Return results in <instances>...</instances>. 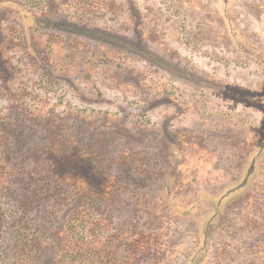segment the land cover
Returning <instances> with one entry per match:
<instances>
[{
    "label": "rangeland",
    "instance_id": "rangeland-1",
    "mask_svg": "<svg viewBox=\"0 0 264 264\" xmlns=\"http://www.w3.org/2000/svg\"><path fill=\"white\" fill-rule=\"evenodd\" d=\"M13 2L128 46L38 33L51 48V80L24 56L19 30L0 22V120L23 107L29 114L111 117L144 133L142 153L163 152L165 172L178 177L163 223L147 221L151 203L139 192L127 200L126 209L138 210L130 219L110 207L74 218L81 244L107 248L110 264H264V150L243 189L218 206L242 183L264 141V0H0V10L14 9ZM17 95L22 106L14 109ZM163 130L182 143L164 149ZM14 199L0 189V264H22L13 236L22 208ZM50 207L28 213L29 230L44 224L30 225L33 215L44 219ZM136 233L155 235L158 260L131 259Z\"/></svg>",
    "mask_w": 264,
    "mask_h": 264
},
{
    "label": "trees",
    "instance_id": "trees-1",
    "mask_svg": "<svg viewBox=\"0 0 264 264\" xmlns=\"http://www.w3.org/2000/svg\"><path fill=\"white\" fill-rule=\"evenodd\" d=\"M10 5L15 8L0 10V22H11L19 30L24 56L46 79L56 80L49 68L52 53L48 43L36 40L38 33H68L123 50L128 46L124 39L100 29L38 16L16 2ZM19 99L18 95L13 98L12 108H21ZM260 101L264 104V97ZM18 111L11 110L9 117L0 120V189L6 197L15 198L22 208V217L13 231L22 264H76L83 255L86 263L95 257L98 264H102L100 261L110 264L107 248L92 252L88 243L81 244L71 221L75 218L77 222L84 213L88 216L101 207H110L116 215L124 214L123 218L130 219L138 210L125 206L130 196L139 192H146L151 203L144 212L147 221L163 223L178 177L165 172L169 163L163 152L149 148V153H142L144 133L130 131L120 120L107 116L64 117L52 111L45 115L29 114L25 107ZM263 142L257 143L242 183L221 196L218 206L228 195L243 189L254 170L256 157L264 150ZM160 143L167 144L164 149L169 150L175 143L182 142L163 130ZM158 191L162 195L155 198L153 194ZM48 205L51 207L44 219L35 214L30 222V225L38 221L47 226L43 224L29 230L24 222L28 213L41 212ZM28 234L30 239H27ZM136 235L141 240L135 241L134 246L130 244L135 248L130 253L131 259L147 263L158 260L160 257H156L157 251L153 249L155 235ZM47 237L52 239L46 241ZM83 247L86 253L81 252Z\"/></svg>",
    "mask_w": 264,
    "mask_h": 264
}]
</instances>
